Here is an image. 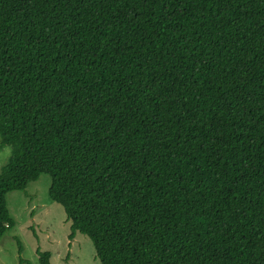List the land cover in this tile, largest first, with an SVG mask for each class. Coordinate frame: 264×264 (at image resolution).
Returning <instances> with one entry per match:
<instances>
[{
  "label": "trees",
  "instance_id": "trees-1",
  "mask_svg": "<svg viewBox=\"0 0 264 264\" xmlns=\"http://www.w3.org/2000/svg\"><path fill=\"white\" fill-rule=\"evenodd\" d=\"M5 147L0 240L49 174L101 264H264V0H0Z\"/></svg>",
  "mask_w": 264,
  "mask_h": 264
},
{
  "label": "rangeland",
  "instance_id": "rangeland-1",
  "mask_svg": "<svg viewBox=\"0 0 264 264\" xmlns=\"http://www.w3.org/2000/svg\"><path fill=\"white\" fill-rule=\"evenodd\" d=\"M11 148L0 151V169L10 158ZM52 178L43 174L30 182L25 191L7 195V204L15 225L0 240V264H20L21 256L32 264H41L38 250L49 252L51 264H101L93 241L77 232L70 239L71 221L63 207L49 195Z\"/></svg>",
  "mask_w": 264,
  "mask_h": 264
}]
</instances>
